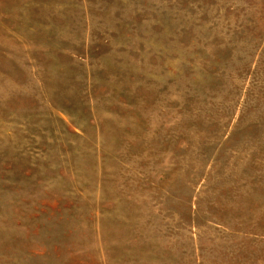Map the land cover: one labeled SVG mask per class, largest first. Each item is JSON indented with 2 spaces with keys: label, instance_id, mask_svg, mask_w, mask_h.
I'll return each mask as SVG.
<instances>
[{
  "label": "rangeland",
  "instance_id": "obj_1",
  "mask_svg": "<svg viewBox=\"0 0 264 264\" xmlns=\"http://www.w3.org/2000/svg\"><path fill=\"white\" fill-rule=\"evenodd\" d=\"M0 264H264V0H0Z\"/></svg>",
  "mask_w": 264,
  "mask_h": 264
}]
</instances>
